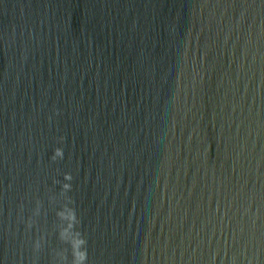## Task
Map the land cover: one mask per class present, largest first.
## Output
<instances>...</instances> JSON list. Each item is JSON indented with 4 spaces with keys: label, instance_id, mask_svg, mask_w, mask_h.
I'll use <instances>...</instances> for the list:
<instances>
[{
    "label": "water",
    "instance_id": "1",
    "mask_svg": "<svg viewBox=\"0 0 264 264\" xmlns=\"http://www.w3.org/2000/svg\"><path fill=\"white\" fill-rule=\"evenodd\" d=\"M0 264H264V0H0Z\"/></svg>",
    "mask_w": 264,
    "mask_h": 264
}]
</instances>
